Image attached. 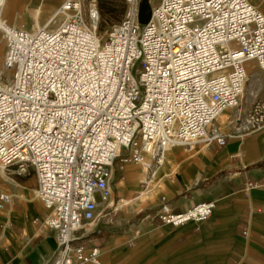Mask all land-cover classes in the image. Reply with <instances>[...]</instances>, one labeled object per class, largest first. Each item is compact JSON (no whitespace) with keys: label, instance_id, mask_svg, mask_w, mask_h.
I'll use <instances>...</instances> for the list:
<instances>
[{"label":"built area","instance_id":"2783aa9c","mask_svg":"<svg viewBox=\"0 0 264 264\" xmlns=\"http://www.w3.org/2000/svg\"><path fill=\"white\" fill-rule=\"evenodd\" d=\"M6 2L0 174L36 176L44 225L56 240L47 264H101V249L85 241L117 213L110 201L118 161L121 169L142 165L147 186L167 149L224 146L216 121L225 111L233 134L264 131V101L253 95L243 103L247 63L264 71V13L250 0H160L147 24L138 21L141 0H126L106 38L97 0H64L34 30L11 24ZM0 202L9 205L11 196L2 193ZM215 207L206 201L175 213L162 201L158 219L201 223Z\"/></svg>","mask_w":264,"mask_h":264},{"label":"crops","instance_id":"0c3cea01","mask_svg":"<svg viewBox=\"0 0 264 264\" xmlns=\"http://www.w3.org/2000/svg\"><path fill=\"white\" fill-rule=\"evenodd\" d=\"M59 1L7 0L5 16L15 26L20 20L36 22V7L42 6L41 18L57 11L48 3ZM23 2L34 16L15 11ZM250 2L264 13V0ZM5 52L0 33V67ZM246 67L249 98L264 101V71L254 62ZM229 114L216 123L227 135L224 146L170 148L147 186L142 183L150 172L134 163L114 168L110 207L117 206V213L85 241L101 249V264H264V131L237 136L227 122ZM37 187L33 173L0 174V195L11 196L9 205L0 202V264H47L52 258L56 240L44 225L48 212L35 196ZM162 201L175 213L206 201L216 207L205 222L170 227L158 219Z\"/></svg>","mask_w":264,"mask_h":264},{"label":"rangeland","instance_id":"374dc122","mask_svg":"<svg viewBox=\"0 0 264 264\" xmlns=\"http://www.w3.org/2000/svg\"><path fill=\"white\" fill-rule=\"evenodd\" d=\"M61 1H63V0H60L59 2L48 3V4H53L58 9V7L61 4ZM89 1L90 0H83L85 6L88 5ZM142 1L143 0H141V2ZM159 2H160V0H152L151 6L157 5ZM149 3L151 4V0H149ZM97 4H98V7H99V10L101 13V23L99 26V33H100V36L106 38L107 32L110 31V28L114 24H116L122 20L125 12L128 9V4L126 3V0H97ZM15 11H19L21 13L22 12L28 13L30 16H34V14H35L34 9L28 8L27 2H23L22 4L17 6ZM36 14H37V12H36ZM53 14H54V12L53 13L52 12H46V13L44 12L41 19H40V24H38V26H43L45 23H47L50 20V18L53 16ZM61 19L62 18H58L56 20V23L58 24L61 21ZM52 25L54 26V24H52ZM18 26L19 27H25V28L30 29V30H34V29H36V27H38L37 23L32 19L20 20ZM248 75H249V72H248ZM250 80L247 81L246 87H245V92H244V96H243L244 105H247L252 98V97L249 98L250 91H251V89H249ZM216 123L218 125H220V121H216ZM121 166H122V163L120 161H118L115 165L116 170L119 171ZM95 198H96L97 202L101 201L100 195L98 193L95 194Z\"/></svg>","mask_w":264,"mask_h":264},{"label":"water","instance_id":"95a60500","mask_svg":"<svg viewBox=\"0 0 264 264\" xmlns=\"http://www.w3.org/2000/svg\"><path fill=\"white\" fill-rule=\"evenodd\" d=\"M152 16V6L149 0H143L139 5L138 21L140 24H147Z\"/></svg>","mask_w":264,"mask_h":264},{"label":"bare ground","instance_id":"6f19581e","mask_svg":"<svg viewBox=\"0 0 264 264\" xmlns=\"http://www.w3.org/2000/svg\"><path fill=\"white\" fill-rule=\"evenodd\" d=\"M6 5H7V2H6ZM151 5H152V0H151ZM41 9H42V6H40V7H36V12H37V14L35 15V20H36L37 25L39 24V21H40V19H41V18H40V15H38V11H40ZM5 10H6V6H5ZM57 10H58V9H57ZM56 12H57V11H56ZM56 12H55V13H56ZM55 13H54V14H55ZM4 14H5V12H4ZM54 14H53V15H54ZM58 18H62V16H61V15H56V17H55L54 20H53L54 24H57V23H56V20H57ZM61 20H62V19H61ZM8 21H9V20H8ZM60 22H61V21H60ZM60 22H59V23H60ZM59 23H58V24H59ZM58 24H57V25H58ZM38 27H40V26H38ZM38 27H37V28H38ZM246 71H247V67H246ZM247 76H248V71H247ZM248 78H249V77H248ZM225 112H226V111H225ZM221 116H222V115H221ZM221 116H220V117H221ZM220 117H219V118H220ZM219 118H218V119H219ZM168 150H169V149H167L165 153H167ZM164 163H165V159H164L162 165H164ZM134 165L141 167V168L143 169L144 172L146 171L145 168H144L142 165H139V164H134ZM4 173H5V172H4ZM157 175H158V172H156V176H157ZM145 179H146V177H145ZM145 179H144V180H145ZM144 180H143V181H144ZM143 191H144V193L146 194V193L150 192L151 189H143Z\"/></svg>","mask_w":264,"mask_h":264}]
</instances>
